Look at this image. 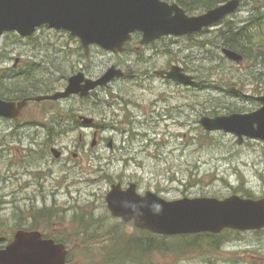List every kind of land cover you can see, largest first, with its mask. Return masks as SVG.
<instances>
[{"label":"rangeland","instance_id":"1","mask_svg":"<svg viewBox=\"0 0 264 264\" xmlns=\"http://www.w3.org/2000/svg\"><path fill=\"white\" fill-rule=\"evenodd\" d=\"M258 10L264 12V0H242L235 13L214 26L168 36L140 50L135 44L122 54L95 45L86 55L79 38L47 26L31 39L19 40L13 34L0 39V48L5 44L3 58L10 59L0 61V66H10L16 57L34 62L36 86L42 83L47 88V83L60 89L78 70L85 69L95 78L113 65L126 75L90 98L63 102L59 108L70 111V117L49 130L39 125L46 116L36 103H30L18 122L0 119V202L6 201L0 205V220L15 229L36 224L48 233L71 238L78 227L75 214L79 218L84 214L88 221L91 212L93 229L118 225L133 234V222L114 217L107 207L106 195L116 183L128 187L134 182L141 193L151 190L168 200L225 198L243 195L245 188L254 198L263 197L264 141L247 138L239 144L235 134L206 131L200 124L202 116L251 112L261 106L253 96L258 95L254 93L258 84L264 87V64L235 62L219 48L228 21L243 25ZM173 65L193 75L197 85L155 75ZM9 82L26 83L19 77ZM230 87L240 93H232ZM79 115L96 119L97 127L77 125ZM96 131L98 144L93 146ZM47 135L54 138V148L63 150L62 158L51 153V145L31 144L30 139ZM43 209L62 211V218H54L50 226L43 218L35 221L37 211ZM231 235L218 251L159 254L154 263L264 264V229ZM99 239L76 240L81 247L69 264L96 263L97 254L108 245L107 238ZM89 247L91 253L86 251Z\"/></svg>","mask_w":264,"mask_h":264},{"label":"water","instance_id":"2","mask_svg":"<svg viewBox=\"0 0 264 264\" xmlns=\"http://www.w3.org/2000/svg\"><path fill=\"white\" fill-rule=\"evenodd\" d=\"M242 0H228L199 15H190L177 2L166 0H0V36L5 31H16L22 36L33 35L37 28L48 25L67 30L78 37L86 52L92 45L114 53L123 52L126 44L141 32L143 43L166 36L196 33L223 21L237 11ZM225 56L241 62L243 55L224 48ZM162 76L193 84V75L179 65L158 71ZM125 74L115 65L98 79L80 72L69 78L64 91L51 95H36L20 101L0 98V117L19 120L28 101L67 98L72 94L87 96L91 90L107 85ZM232 93L240 90L230 87ZM261 106L251 112H233L215 117L202 116L200 124L206 131H224L235 134L238 143L246 138L264 141V94L253 96ZM92 118L84 120L92 123ZM96 144L95 139L93 146ZM112 147V142L109 144ZM59 158L61 152L53 148ZM107 207L116 218L125 223L132 221L140 228L165 236L214 233L225 229L248 232L264 229V196L242 197L232 194L218 197H183L168 200L151 190L141 193L134 182L128 187L122 183L111 186L106 195ZM160 204L159 212L154 208ZM4 238L0 237V242ZM68 249L64 243L44 238L40 231L20 230L15 239L0 250V264H67Z\"/></svg>","mask_w":264,"mask_h":264},{"label":"trees","instance_id":"3","mask_svg":"<svg viewBox=\"0 0 264 264\" xmlns=\"http://www.w3.org/2000/svg\"><path fill=\"white\" fill-rule=\"evenodd\" d=\"M174 1L179 3L188 12H192L198 9L208 10L217 7L228 0ZM220 37L222 41L219 48L222 49V51L224 48H228L241 53L243 55V60L241 61L242 64H264V12L261 10H258L256 13L254 12L251 18L248 21H245L243 25L237 26V24L228 21V25L226 29L221 32ZM198 45L204 47L206 44L204 42H199ZM250 74L256 77L255 72H250ZM34 78L33 72L27 74V77L24 79V82L26 83H23L26 84V88L21 95L18 93L17 97L23 98L39 94V87H36L37 84L35 81H32ZM252 82H254V80ZM15 84L17 86L20 83ZM254 93L258 95L263 94L264 87H261L258 84ZM243 192V197L254 198V195L249 189L245 188ZM235 193H238V191H235ZM61 214H63L62 211L55 212L43 209L37 211L34 219L37 221L38 219L43 218V220H45L50 226L54 218H62ZM89 214L90 217H86L88 221L83 219L85 217L84 214L80 216L82 218H79L78 215L75 214L77 218L76 225H78V227L76 226V237H72L74 235L71 236V238H75V240L65 237L63 234L61 235V233L52 236L57 242L68 245L70 249L67 259L68 264L72 262L76 251L81 247V243L76 240L86 242L87 239L100 237L99 240L102 242L104 241V238L108 239V245L104 247L105 250H103V252L97 254L100 256L98 257L97 262H94L93 264H155L154 259L159 254H188L189 252L198 250L218 251L227 240L231 241L233 237L231 234L240 235L239 231L225 229L218 234L199 233L165 236L137 227L133 234H128L124 231V227L118 225L107 229L102 226L101 231H99V229L92 228L94 227V225H92L94 218L91 212H89ZM31 227L39 228L36 224ZM260 231L261 230L255 232L259 233ZM90 247L86 249V251L91 253L93 250H91ZM92 256H95V253H92Z\"/></svg>","mask_w":264,"mask_h":264},{"label":"flooded vegetation","instance_id":"4","mask_svg":"<svg viewBox=\"0 0 264 264\" xmlns=\"http://www.w3.org/2000/svg\"><path fill=\"white\" fill-rule=\"evenodd\" d=\"M46 26L47 25H43V26L37 28L36 32L33 35H31V36H22V35L18 34L16 31H5L0 36V39H2L4 37H8L11 34L17 35L19 37V40L31 39V38H33V36L42 27H46ZM142 39H143L142 33L141 32H136L134 34V37H133L132 41H130L127 44L126 50L124 52H122V53H126L127 51H129V49H131L132 45L136 44L135 49L140 50L143 46H148V45H151L152 43L155 42V41H152L150 43H143ZM5 42H7V41H5ZM4 47H5V44H4ZM4 47L0 48V61L3 60L4 62H7L10 59L8 58V56H4V58H3L2 48L4 49ZM82 47H83V45H82ZM91 49L92 48H90L89 52H86V50H85L86 55H89ZM122 53H115V54H122ZM36 66H37V64H35L34 62L29 61L28 59H22L20 57L14 58L13 59V64H10V66H7V67L0 66V90L2 91V92L0 91V98L4 99V100H7V101H20V100H23V99L27 98V97H23V98L17 97L18 93L21 95L23 90L26 88L25 84L23 86V83L22 84L20 83L19 85L16 86L15 83H14L15 85L11 84L9 82V80L14 78V77H19V79L24 80L27 77L28 73L37 71ZM169 69H171V68H169ZM169 69H167V70H169ZM80 72H83L85 74V76L88 77V78H93V79H97L98 78V77L94 78V77L87 76V74L85 72V69L78 70L76 73H73L71 76H74V75H76V74H78ZM47 73H49V71H47ZM157 74L159 76H161L162 78L170 79L166 75H164V76L160 75L158 73V71H156L155 75H157ZM46 76H47V79H48L49 78L48 77L49 74L46 75ZM124 76H126V75H124ZM123 77H121V78H123ZM118 79L119 78H115L114 80H112L107 85H101V86L96 87L95 89L91 90L90 93L87 96H81L80 94H72V95H70L67 98H61V99H58V100H55V99H42L40 101H28L27 105L23 109L22 116H21V118L19 120H14L12 118H6V117H0V119H5V120H11V121H14V122H18L25 115V111L28 108V106L30 105V103H36L37 105H39L38 109H39L40 113H42V114H44L46 116V119L42 120L41 122H39V125H41L43 128H45V130L46 129L49 130L50 128H54L56 125H61L62 123H64L63 121H65V118H69L70 117V115L68 114V113H70V111L65 112L62 108H59L60 105L63 102L70 101L74 97L84 98V99L85 98L86 99L90 98L93 94H95L97 92L98 89H100V90L101 89H106L107 86H109L112 82H114V81H116ZM177 82L180 83L181 85L185 84V83H182V82H179V81H177ZM196 83L197 82L195 81L193 84H189L188 86L197 85ZM68 84H69V79H68V83L65 84V86H63L62 88L59 89V88H54V87H51V86L49 87V86H47V83H46V87L47 88H43L41 86L43 84L41 83L40 86H36V87H39V90H40L39 94H37V95H51V94H54V93H56L58 91H64L66 89V87L68 86ZM6 93H7V96L8 95L9 96L10 95H14V96H12V97H7L6 96L5 97ZM34 96H36V95H34ZM29 97H31V96H29ZM55 106H57L59 109H56ZM85 119H86V117L84 115H79L77 118L75 117V123L77 125L81 124L84 127H89V128H93L94 126L97 127L96 119L93 118V122L89 123V124H85L84 123ZM99 127H100V125H99ZM94 138H95L96 144H98V131L95 132ZM30 140H33V142H31V144L36 145V146H43V145L48 146V145H51L52 147H51L50 151L53 154V148L56 146V144H53V143H55V141H54V138H52L50 135H47V137L44 138V139H42V137H34V138L30 139ZM112 146H113V144H112ZM60 152H61V155H60L59 158H62L63 155H64V152H63V150H60ZM77 156H78L77 154H74L75 158H77ZM3 203H6V201L0 202V205H2ZM19 230L40 231L44 238H52V236L54 235L53 232L48 233L47 231L43 230L41 227L33 228L31 226H23V227L15 229V228L9 227V225H7V223H4L3 220H0V237L4 238V240H2L0 242V250H3L4 248H6L14 240L15 235H16V233Z\"/></svg>","mask_w":264,"mask_h":264},{"label":"clouds","instance_id":"5","mask_svg":"<svg viewBox=\"0 0 264 264\" xmlns=\"http://www.w3.org/2000/svg\"><path fill=\"white\" fill-rule=\"evenodd\" d=\"M161 205L160 204H155L154 208L156 209L157 212H159L161 210Z\"/></svg>","mask_w":264,"mask_h":264}]
</instances>
